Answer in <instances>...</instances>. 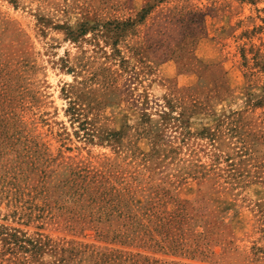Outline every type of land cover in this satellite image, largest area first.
<instances>
[{
	"label": "rangeland",
	"instance_id": "1",
	"mask_svg": "<svg viewBox=\"0 0 264 264\" xmlns=\"http://www.w3.org/2000/svg\"><path fill=\"white\" fill-rule=\"evenodd\" d=\"M0 264H264V0H0Z\"/></svg>",
	"mask_w": 264,
	"mask_h": 264
}]
</instances>
